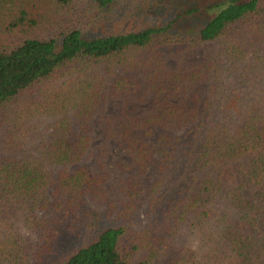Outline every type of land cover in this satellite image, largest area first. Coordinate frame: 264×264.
I'll return each mask as SVG.
<instances>
[{"label": "trees", "instance_id": "1", "mask_svg": "<svg viewBox=\"0 0 264 264\" xmlns=\"http://www.w3.org/2000/svg\"><path fill=\"white\" fill-rule=\"evenodd\" d=\"M119 1L0 0V264H264V0H195L103 32L132 14ZM213 43L205 61L168 67ZM182 85L187 109L172 102ZM99 119L133 173L118 201L78 166Z\"/></svg>", "mask_w": 264, "mask_h": 264}, {"label": "rangeland", "instance_id": "2", "mask_svg": "<svg viewBox=\"0 0 264 264\" xmlns=\"http://www.w3.org/2000/svg\"><path fill=\"white\" fill-rule=\"evenodd\" d=\"M150 0H129L127 3L125 0H120L115 6L116 13L120 12H131L128 15L124 13L122 17L111 18V23L108 22L107 29L102 28L103 32H127L137 31L139 28L148 24L151 20L165 21L171 18L181 7H186L188 3L195 0H164L163 4L158 7H152V11L147 9V3ZM207 2H214L216 0H205ZM162 2V0H158ZM132 6V9H131ZM156 6V5H155ZM126 14V15H125ZM116 17V16H115ZM210 16L203 14L197 18L191 19L188 23H184L182 31L186 34L198 33L209 21ZM119 30V31H118ZM219 46L215 43L206 44L198 49H193L188 52L177 53L175 58H168V67L172 70L180 68L182 66H194L207 59L210 53L218 52ZM174 104L187 109L188 102L186 99V85H182L179 91L172 98ZM151 109V102L140 104L138 106L136 115H144L149 113ZM119 106L112 104L108 107V116L118 115ZM52 120L46 121L41 127V136H47L49 126L52 124ZM103 121L101 119L94 123L93 126V144L89 153L84 160L78 165L90 169L94 174L100 176L103 180L105 189L110 193L111 200H119L116 197L119 180L130 177L133 173L127 171L124 168V163L129 162V158L122 156L117 152L113 143L106 142L103 137ZM75 169L72 167L71 170ZM120 206V205H119ZM91 207L96 210L97 205L91 203ZM216 208V205L214 206ZM140 214V215H139ZM135 219V226L141 229L144 225V216L139 213ZM23 231V230H22ZM259 232L264 236V228L260 229ZM24 236L28 239V242H32L36 245L39 239L36 234L30 232H24ZM69 246H64L66 250L77 245V240H69ZM137 259H140L138 257ZM171 256L164 257L155 262V264H170Z\"/></svg>", "mask_w": 264, "mask_h": 264}]
</instances>
